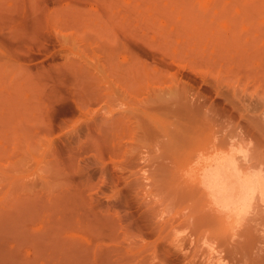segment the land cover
Here are the masks:
<instances>
[{"label":"rangeland","instance_id":"rangeland-1","mask_svg":"<svg viewBox=\"0 0 264 264\" xmlns=\"http://www.w3.org/2000/svg\"><path fill=\"white\" fill-rule=\"evenodd\" d=\"M225 156L264 177V0H0V264H234Z\"/></svg>","mask_w":264,"mask_h":264},{"label":"bare ground","instance_id":"bare-ground-1","mask_svg":"<svg viewBox=\"0 0 264 264\" xmlns=\"http://www.w3.org/2000/svg\"><path fill=\"white\" fill-rule=\"evenodd\" d=\"M237 160L234 158V156L232 157L227 156L226 158L222 157V159L220 158L219 160L212 161V163L208 166V168H206L202 180V186L209 194L208 195L210 198L209 200H211L212 204H214V206L217 207L218 209H221L222 211L229 213L230 216L233 218L234 224L230 227L229 230L233 231L234 236L236 234L235 231L238 229V228L236 229V227H238L240 223L246 221L250 215L254 216L256 215V213H259L260 210L264 209V177L262 176V174L259 173L257 174L254 172L250 174L246 172L247 169L245 170L244 167L238 165L240 161L237 162ZM213 162L215 163L213 164ZM249 170H251V168ZM194 227L196 228L192 227V229L195 230L191 234V237L199 240L200 238L206 240L210 239L209 237L211 235L213 237L214 231L215 234L217 235L222 233V231L226 235L225 231H227L226 229L220 231L219 228L217 229L216 226L215 227L217 230L214 229L213 224L210 223L209 221L208 222L203 221L202 223H199V225L196 224ZM216 231H219L220 233H216ZM262 233H264V231H262ZM233 235L230 236V241L231 238L233 241L234 238ZM249 240H251V238H249ZM228 243L229 241L221 245L223 247V245L227 244L230 247L225 245L223 247L224 248L223 251L221 252L220 250V253L221 255L222 253L227 254L226 256L228 258L230 257L234 264H248L249 259L247 257H249L251 253L255 254V252L253 253V251H256V255H259L258 253L260 252L261 253L264 252V247L257 249L255 242L254 243L247 242L248 244L245 246V248L242 249L235 247L234 246L235 242L232 243V245ZM188 257L189 256L185 258L189 260ZM220 260L222 259L220 258ZM202 264H207V263H202ZM261 264H264V257Z\"/></svg>","mask_w":264,"mask_h":264}]
</instances>
